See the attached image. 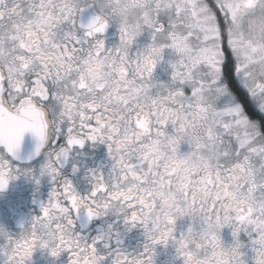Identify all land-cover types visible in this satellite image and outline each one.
Segmentation results:
<instances>
[{
    "label": "snow or ice",
    "instance_id": "obj_1",
    "mask_svg": "<svg viewBox=\"0 0 264 264\" xmlns=\"http://www.w3.org/2000/svg\"><path fill=\"white\" fill-rule=\"evenodd\" d=\"M262 12V0H0V189L31 174L17 163L25 132L34 154L47 144L41 175L52 183L27 233L0 232L2 264H25L37 244L98 264L95 243L74 231L82 206L143 228L142 252L117 250L112 264H153L154 245L169 241L183 264H246V249L264 264V73L252 74L264 59V20H253ZM110 24L119 41L105 48L98 34ZM145 31L149 43L129 57ZM165 49L161 82L153 71ZM86 141L106 144L113 163L81 195L59 166ZM185 215L193 223L177 237Z\"/></svg>",
    "mask_w": 264,
    "mask_h": 264
},
{
    "label": "flooded vegetation",
    "instance_id": "obj_2",
    "mask_svg": "<svg viewBox=\"0 0 264 264\" xmlns=\"http://www.w3.org/2000/svg\"><path fill=\"white\" fill-rule=\"evenodd\" d=\"M93 12L94 6L84 9L81 14L82 22L87 23ZM98 36H102L105 48L119 41L117 28L113 24H110L105 32ZM149 40L150 36L147 31L138 36L129 48V57H137L147 46ZM170 58V51L165 49L163 59L154 68V79L161 82H167L170 79ZM223 97L227 99V96ZM167 131L169 133L173 131L171 125L168 126ZM46 150L47 144L40 153L33 157H25L17 153L19 167L30 168L31 174L21 173L10 179L4 189H0V232L17 237L22 227L28 226L32 217L40 214L41 203L49 199L52 183L46 174L41 175ZM187 150L188 145L182 143L180 151ZM131 162L135 163L134 157ZM112 163L106 144L86 141L82 146L73 145L67 158L61 160L59 168L61 174L71 182L73 189L84 195L91 188L93 176L100 174L107 177ZM192 223L187 215L178 216L174 223V235L179 237ZM74 231L79 233L81 239L95 243L97 255L102 257L98 264H112L113 254L117 250L129 254L141 253L146 242L142 227H129L121 216L113 213L89 218L83 206L75 213ZM239 235L240 239L247 241V236L243 231ZM220 236L225 247L233 241L228 226L221 229ZM2 242L3 238L0 237V243ZM253 255L251 249H246V264H252ZM69 261L70 256L67 249L53 256L39 244L34 247L31 256L25 258V264H69ZM152 261L153 264H183V257L176 254L173 243L169 241L167 244L154 245ZM2 262L3 257L0 256V264Z\"/></svg>",
    "mask_w": 264,
    "mask_h": 264
},
{
    "label": "water",
    "instance_id": "obj_3",
    "mask_svg": "<svg viewBox=\"0 0 264 264\" xmlns=\"http://www.w3.org/2000/svg\"><path fill=\"white\" fill-rule=\"evenodd\" d=\"M35 145H36V139L32 135V133L31 132H25L23 137H22L18 153L21 154L22 156H25V157H33L34 155L37 154V153L34 154ZM44 147L41 148V151L43 150Z\"/></svg>",
    "mask_w": 264,
    "mask_h": 264
},
{
    "label": "clouds",
    "instance_id": "obj_4",
    "mask_svg": "<svg viewBox=\"0 0 264 264\" xmlns=\"http://www.w3.org/2000/svg\"><path fill=\"white\" fill-rule=\"evenodd\" d=\"M101 2L102 3H107V0H101ZM232 2H235V0H232ZM262 4H264V0H262ZM132 19H133V17L129 16V20L131 21ZM253 20H255V21L264 20V12L258 14L256 17L253 18ZM251 27H252L253 32L258 34L257 28H256V24L253 23L251 25ZM261 55L264 56V50H262ZM262 73H264V59L259 60L257 62L256 68L253 70L252 74H253V76H255L257 74H262ZM117 155H119V152H117ZM28 231H29V228H28V226H26L24 228V232L27 233ZM9 250H10V246H9Z\"/></svg>",
    "mask_w": 264,
    "mask_h": 264
},
{
    "label": "rangeland",
    "instance_id": "obj_5",
    "mask_svg": "<svg viewBox=\"0 0 264 264\" xmlns=\"http://www.w3.org/2000/svg\"><path fill=\"white\" fill-rule=\"evenodd\" d=\"M228 99H229L228 97H227V99H224V97H221L218 103L221 106H223L224 104H226L228 102Z\"/></svg>",
    "mask_w": 264,
    "mask_h": 264
}]
</instances>
